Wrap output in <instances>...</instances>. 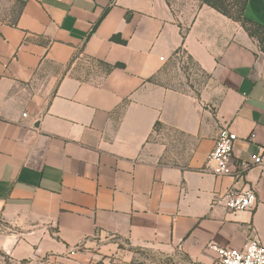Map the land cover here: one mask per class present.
Segmentation results:
<instances>
[{"label": "crops", "instance_id": "obj_1", "mask_svg": "<svg viewBox=\"0 0 264 264\" xmlns=\"http://www.w3.org/2000/svg\"><path fill=\"white\" fill-rule=\"evenodd\" d=\"M20 1L0 23V264H210L208 244L264 246L258 42L202 0ZM245 16L264 25V0ZM179 52L196 90L156 81ZM223 127L237 177L204 169ZM244 188L256 205L228 211Z\"/></svg>", "mask_w": 264, "mask_h": 264}, {"label": "built area", "instance_id": "obj_2", "mask_svg": "<svg viewBox=\"0 0 264 264\" xmlns=\"http://www.w3.org/2000/svg\"><path fill=\"white\" fill-rule=\"evenodd\" d=\"M236 141L237 137L228 128H221L214 147L206 157L205 171L215 177H237L238 173L232 163V151ZM251 162L264 168V144L257 145ZM256 203L257 195L253 188L229 192L224 197V206L231 212L251 210ZM206 248L214 255L210 264H264V246L256 237H252L241 249L214 244H208Z\"/></svg>", "mask_w": 264, "mask_h": 264}, {"label": "rangeland", "instance_id": "obj_3", "mask_svg": "<svg viewBox=\"0 0 264 264\" xmlns=\"http://www.w3.org/2000/svg\"><path fill=\"white\" fill-rule=\"evenodd\" d=\"M21 7L20 0H0V23H12ZM203 75L197 66L185 55L179 52L174 60L169 62L156 77V81L164 86L179 90H196L201 86ZM145 258L151 259L153 255L137 251Z\"/></svg>", "mask_w": 264, "mask_h": 264}, {"label": "trees", "instance_id": "obj_4", "mask_svg": "<svg viewBox=\"0 0 264 264\" xmlns=\"http://www.w3.org/2000/svg\"><path fill=\"white\" fill-rule=\"evenodd\" d=\"M247 2L248 0L201 1L202 4L216 10L225 17L238 23L249 37L255 39L258 42L260 50L264 52V25L256 23L245 16ZM110 39L117 43L124 44V41L121 40L120 37L117 35H113Z\"/></svg>", "mask_w": 264, "mask_h": 264}]
</instances>
